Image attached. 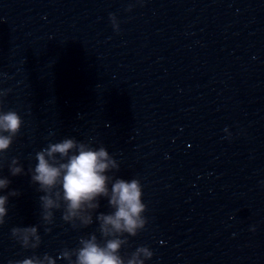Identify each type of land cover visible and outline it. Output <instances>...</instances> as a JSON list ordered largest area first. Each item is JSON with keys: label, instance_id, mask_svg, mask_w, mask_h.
<instances>
[{"label": "water", "instance_id": "water-1", "mask_svg": "<svg viewBox=\"0 0 264 264\" xmlns=\"http://www.w3.org/2000/svg\"><path fill=\"white\" fill-rule=\"evenodd\" d=\"M0 88L23 121L0 169V194L20 193L0 264L56 257L92 233L103 243L105 199L86 228L55 212L35 250L10 236L40 225L28 169L64 138L103 145L114 177L141 183L147 224L122 256L147 246L145 264H264V0H0ZM12 158L25 175H9Z\"/></svg>", "mask_w": 264, "mask_h": 264}, {"label": "clouds", "instance_id": "clouds-1", "mask_svg": "<svg viewBox=\"0 0 264 264\" xmlns=\"http://www.w3.org/2000/svg\"><path fill=\"white\" fill-rule=\"evenodd\" d=\"M109 20L113 31L118 32L115 16L110 15ZM10 92L11 89L0 88V169L6 161L4 154L23 124L17 111L2 109L3 98ZM91 145V141L85 143L64 138L36 152L35 167H30L27 174L31 184L42 193L39 196L40 225L13 227L10 236L21 248L35 250L41 243L38 227L42 226L48 233L55 212H61L62 221L73 229L86 228L93 223V214L99 209L100 200L105 199L111 211L95 216L103 243L92 233L81 237L78 247L63 248L56 257L33 255L17 261V264H56L57 260L66 264H145L152 258L153 253L147 246L137 247L130 255L120 254L122 247L128 245V238L136 237L147 224L142 186L135 178H115L114 173L119 171L118 162L103 145L96 148ZM7 167L12 177L25 175L17 158H12ZM10 183L8 177L0 176V193L8 189ZM19 195L17 191L0 194V226L6 223L9 198Z\"/></svg>", "mask_w": 264, "mask_h": 264}]
</instances>
